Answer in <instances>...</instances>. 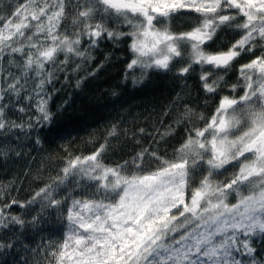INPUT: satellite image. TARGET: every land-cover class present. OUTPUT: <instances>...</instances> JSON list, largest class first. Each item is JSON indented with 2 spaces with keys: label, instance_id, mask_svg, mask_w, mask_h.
Wrapping results in <instances>:
<instances>
[{
  "label": "snow or ice",
  "instance_id": "snow-or-ice-1",
  "mask_svg": "<svg viewBox=\"0 0 264 264\" xmlns=\"http://www.w3.org/2000/svg\"><path fill=\"white\" fill-rule=\"evenodd\" d=\"M113 61L118 88L169 80L160 126L55 159L54 96ZM21 160L0 264H264V0H0V169Z\"/></svg>",
  "mask_w": 264,
  "mask_h": 264
},
{
  "label": "trees",
  "instance_id": "trees-1",
  "mask_svg": "<svg viewBox=\"0 0 264 264\" xmlns=\"http://www.w3.org/2000/svg\"><path fill=\"white\" fill-rule=\"evenodd\" d=\"M122 65L113 61L109 66L103 68L94 79H90L80 89L71 86L64 87L53 99V111L63 105L56 116L54 127L58 129L61 136L55 137L54 143L46 142L45 149L59 159L64 153L60 149L61 144L68 145V151H81L87 153L92 150V145L86 144L87 141L97 140L102 142L103 134L112 123H119L121 129L127 130L130 134L140 127L151 130L153 125L159 127L163 109L168 104L174 92L172 85L165 77H155L142 90L129 87H117L120 82ZM232 80L235 79L233 76ZM193 83L192 81L189 82ZM59 88L60 85H57ZM118 93L113 96L112 93ZM66 102V103H65ZM212 106L205 111L210 113ZM169 120L165 118V123ZM123 139V138H122ZM115 143V141H114ZM143 143L147 145L150 140L145 137ZM171 148V144L166 145ZM124 153H110L106 162L119 160ZM39 159V157H37ZM24 161H18L10 165V171L0 169V180H10L19 174L20 179L24 180L23 187L29 188V177L24 179ZM47 175V173H45ZM31 187H36L35 184ZM25 193H21V197Z\"/></svg>",
  "mask_w": 264,
  "mask_h": 264
}]
</instances>
